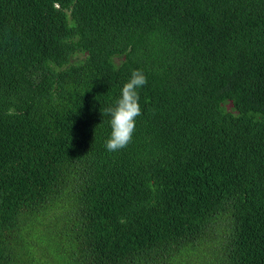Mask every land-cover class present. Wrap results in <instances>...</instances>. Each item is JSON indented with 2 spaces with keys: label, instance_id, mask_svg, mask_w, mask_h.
Here are the masks:
<instances>
[{
  "label": "trees",
  "instance_id": "1",
  "mask_svg": "<svg viewBox=\"0 0 264 264\" xmlns=\"http://www.w3.org/2000/svg\"><path fill=\"white\" fill-rule=\"evenodd\" d=\"M0 264H264V0H0Z\"/></svg>",
  "mask_w": 264,
  "mask_h": 264
},
{
  "label": "clouds",
  "instance_id": "2",
  "mask_svg": "<svg viewBox=\"0 0 264 264\" xmlns=\"http://www.w3.org/2000/svg\"><path fill=\"white\" fill-rule=\"evenodd\" d=\"M147 84V77L139 69L133 70L131 78L123 85L120 98L114 107L105 110L110 115L111 134L106 148L116 152L126 148L133 138L136 118L142 114L138 89Z\"/></svg>",
  "mask_w": 264,
  "mask_h": 264
},
{
  "label": "rangeland",
  "instance_id": "3",
  "mask_svg": "<svg viewBox=\"0 0 264 264\" xmlns=\"http://www.w3.org/2000/svg\"><path fill=\"white\" fill-rule=\"evenodd\" d=\"M227 107H228V108H230V107H231V105H230V104H228V105H227Z\"/></svg>",
  "mask_w": 264,
  "mask_h": 264
}]
</instances>
